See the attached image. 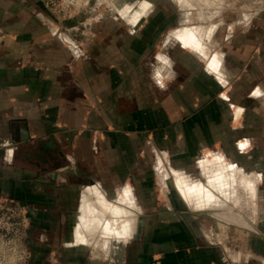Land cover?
I'll return each mask as SVG.
<instances>
[{
	"label": "crops",
	"instance_id": "0c3cea01",
	"mask_svg": "<svg viewBox=\"0 0 264 264\" xmlns=\"http://www.w3.org/2000/svg\"><path fill=\"white\" fill-rule=\"evenodd\" d=\"M142 8L94 20L86 8L60 22L39 0H0V199L25 209L28 264H231L220 248L199 244L188 220L134 229L135 215L176 216L144 207L150 182L134 154L151 139L160 147L182 137L184 123L190 136L236 131L224 126L229 112L215 127L214 106H240L232 84L263 74L261 18L177 20L143 15L149 1ZM219 28L227 50L218 54L210 44ZM188 29L200 44L182 43V30L197 43ZM251 81L244 89L260 95ZM221 167L207 160L202 189L171 175L191 214L245 225L226 205L235 181Z\"/></svg>",
	"mask_w": 264,
	"mask_h": 264
},
{
	"label": "rangeland",
	"instance_id": "374dc122",
	"mask_svg": "<svg viewBox=\"0 0 264 264\" xmlns=\"http://www.w3.org/2000/svg\"><path fill=\"white\" fill-rule=\"evenodd\" d=\"M147 1L150 2V8H144L145 13L143 15L146 16H164L166 14V16L175 15L177 20L186 18L200 20L206 15H213V17H218L215 23L220 21V18L235 19L242 15L246 18L247 14L251 16L256 13L253 11H256L257 8L264 9V0H89L86 6L87 17L89 20H94L100 16L120 18L133 14L134 17L136 12H139V16H141L142 4L146 5ZM131 6H133V10L129 9ZM246 11L249 12L245 13ZM254 22H257L256 25L261 30L260 44L263 49L261 60L264 68V14H262L260 21ZM194 28L197 33L203 32L201 25ZM188 30L192 38L197 41V43L192 44H200L201 39L195 36L190 29ZM217 32L210 45L211 49L215 51L214 53L219 54L222 50H227L224 47L227 44L221 42L223 36L220 28ZM182 43L185 46L191 45L184 40ZM207 50L203 49L202 51L205 53ZM180 59L183 66L189 64V58L181 57ZM235 59L236 57H233L232 61ZM214 76L217 78L216 74ZM255 76L257 86H259L258 83L261 85L259 88L260 95H254L252 93L254 89L251 92H248V88L244 89L246 84H252L251 80ZM245 79L249 83L236 84L235 86L232 84L231 86L232 96L235 101L241 103L240 106L236 105L233 108L230 104L223 106L222 103L214 106L215 127L221 128L222 123L219 118L223 113L229 112V115H226L228 117L224 126L227 129L236 130L234 133L222 135V131L218 130L215 131L213 137L190 136L189 127H184L186 124L184 123L182 127L187 130H182V137H168L165 145L162 143L160 147L158 142L151 139L149 144L144 143L139 154H134L135 161H139L135 164H144L143 171L141 166L137 170L143 172L144 175L148 173L150 182L149 192H146L145 187L147 185L143 187L144 195L148 196L143 202L144 207L149 210L152 209V211L163 208L176 211V216H173L170 211L168 214H172V217L166 216L165 218L156 216V213L147 216L135 215L134 229L142 225L146 227L159 225L163 220L166 221L165 223H179L182 220H188L194 228L199 244L220 248L224 257L231 264H264V72L263 74L248 72ZM214 92L215 97L221 96L218 94L216 85ZM239 108L242 109L240 120L238 119ZM215 158L222 166L221 170L225 174L231 175L235 181L230 192L236 200L231 199L230 204L226 202V205H229L230 211L238 213L245 225L230 223L219 214H191L173 182L171 174L175 171L180 173L187 185L200 184L201 189L207 187L203 165L207 160ZM228 167H232L231 170ZM162 169L168 174L163 180L160 177ZM242 175L246 177L249 183L251 182L250 186L247 183V188L242 184ZM133 189H135L134 195L140 197L143 191L142 187L135 185ZM213 193L217 195L215 192ZM168 202L170 207H168ZM201 203L204 204L205 201Z\"/></svg>",
	"mask_w": 264,
	"mask_h": 264
},
{
	"label": "built area",
	"instance_id": "2783aa9c",
	"mask_svg": "<svg viewBox=\"0 0 264 264\" xmlns=\"http://www.w3.org/2000/svg\"><path fill=\"white\" fill-rule=\"evenodd\" d=\"M57 21L64 22L83 12L89 0H39ZM230 3V2H229ZM249 11H246L247 13ZM251 18H261L264 9L257 8ZM243 19V15L241 16ZM246 20V19H245ZM25 209L0 199V264H28L29 252L24 244Z\"/></svg>",
	"mask_w": 264,
	"mask_h": 264
},
{
	"label": "bare ground",
	"instance_id": "6f19581e",
	"mask_svg": "<svg viewBox=\"0 0 264 264\" xmlns=\"http://www.w3.org/2000/svg\"><path fill=\"white\" fill-rule=\"evenodd\" d=\"M195 4H196V6H198V4L196 3V2H194ZM181 33L183 34V40L186 42V43H190V44H192V43H196L195 41H193L192 39H191V37H189L188 35H187V31L186 30H182L181 31Z\"/></svg>",
	"mask_w": 264,
	"mask_h": 264
}]
</instances>
